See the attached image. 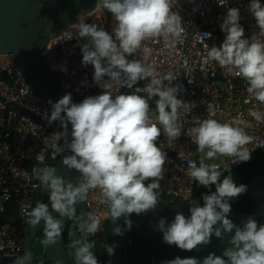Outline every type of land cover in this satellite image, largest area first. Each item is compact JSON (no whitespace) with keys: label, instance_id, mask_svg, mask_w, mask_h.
Listing matches in <instances>:
<instances>
[{"label":"clouds","instance_id":"9594fccd","mask_svg":"<svg viewBox=\"0 0 264 264\" xmlns=\"http://www.w3.org/2000/svg\"><path fill=\"white\" fill-rule=\"evenodd\" d=\"M217 2L220 7L228 4V0ZM96 6L114 16L116 25L111 33L87 23L85 13H81L71 27L80 39L86 40L80 45L81 63L93 66V82L103 89L102 93L88 96L79 103H74L71 93H66L56 102L49 100L50 115L47 111L41 115L48 125L59 122L62 131L52 133V138L57 144L64 141L71 154L63 156L62 163L69 170L81 173V179L76 183L66 182L56 174L54 166L33 167L31 178L49 192L52 210L64 218L75 217V205L87 199L90 189L99 188L111 219L117 221L124 217L130 230L132 224L128 217L131 214L155 211L158 205V190L168 157L167 152L157 146V140L161 135L170 143L179 139L180 114L191 112L195 104L177 98L179 86L173 85L176 77L160 76L153 65L128 57L149 38L180 39L184 28L181 16L172 10L171 0H97ZM248 10L260 30L259 36H264V5L260 0H251ZM221 20L219 27L225 34L224 40L220 46L209 47L204 43L207 56L202 58V65L215 61L227 74L242 77L248 83L249 95L264 104V41L257 35L245 38L240 10L236 7H227ZM199 36L203 43L211 39L212 33L202 32ZM145 79L148 83L143 88L135 87ZM113 86L134 90L113 97ZM153 97H158L154 118L149 104ZM248 115L257 122L264 121V112L255 107L248 109ZM242 117L243 114H239L225 123L211 118L201 121L191 129L197 151L205 153L207 150L209 160L227 156L233 158L232 164L249 161L251 154L245 146L255 138L246 133L245 128L251 125ZM188 168L189 175L209 192L202 194V206L198 200H190L189 217L177 212L171 223L163 217L159 219L157 226L163 242L192 251L199 245L209 244L213 235L223 239L227 233L234 234L228 241L230 246L220 256L209 253L202 260L177 256L162 264H264V224L258 226L251 215L242 226L229 219L230 201L246 193L247 185L235 183L230 171L221 180L218 165L206 164L203 160L199 166L189 160ZM213 185L215 191H211ZM79 220L83 236L71 242L68 256L74 257L75 264H98L92 251L94 244L88 237L99 230L100 219L86 213L81 214ZM41 221L44 223L42 243L45 246L56 244L62 235L63 220L54 217L47 204L37 201L28 223L36 228ZM114 232L123 235L124 229L117 225ZM104 247L109 255H114V245ZM28 259L29 254L25 253L13 264H27ZM55 264H64V261L58 259Z\"/></svg>","mask_w":264,"mask_h":264},{"label":"built area","instance_id":"2783aa9c","mask_svg":"<svg viewBox=\"0 0 264 264\" xmlns=\"http://www.w3.org/2000/svg\"><path fill=\"white\" fill-rule=\"evenodd\" d=\"M250 2L251 0H228L225 7H220L217 0H171L172 10L182 18L184 32L181 38H149L130 56L153 65L160 76L176 77L173 85L179 86L177 98L195 104L191 112L180 114L178 123L182 125V129L179 139L170 143L161 135L157 140V146L167 152L168 157L164 166V178L160 181L158 190L165 202L195 197V180L189 175V160L195 161L197 166L202 160L206 164H216L219 170L237 168L244 163L232 164L233 158L227 156L209 160L205 154L207 150L205 153L197 151L191 129L205 119L225 123L243 114L242 118L251 125L245 131L255 138L245 147L251 156L264 155V121L257 122L248 115V109L253 107L264 112V104L249 95L248 83L242 77L227 74L215 61L202 65V58L207 56L204 43H208L209 47L213 44L220 46L224 40L225 34L219 25L227 7L240 10V23L245 29V38L251 39L253 35H257L264 41V36H259L260 30L248 10ZM260 2L264 5V0ZM78 17L73 23L78 21ZM86 22L103 27L110 33L116 25L114 16L103 8L88 14ZM71 24L50 39L42 52V59L50 69L63 71L82 58L80 45L86 40L77 36ZM202 32L212 33L211 39L202 43L199 36ZM144 49L148 51L145 52ZM93 72V66H83L71 73H64L61 77L60 96L71 93L73 102L79 103L88 96L101 94L103 89L93 82ZM120 89L113 86V97ZM0 96L5 102L26 109L38 119H41L45 111L50 115L51 108L27 90L11 53L0 54ZM156 99L158 97L149 101L153 118L156 114ZM246 100L249 102L245 103ZM5 102H0V258L4 259L20 254L21 251V237L32 190L36 186L31 181L29 161L45 163L57 160L62 143L60 141L57 144L52 138V133L62 131L58 121L51 125L47 122L39 124L25 115L9 110ZM148 182L150 181H146ZM11 201L16 203V215L7 222H2V216L7 215L10 210L7 203ZM85 202L88 213L100 219L97 232L102 231L109 216L102 191L99 188L90 189Z\"/></svg>","mask_w":264,"mask_h":264},{"label":"water","instance_id":"95a60500","mask_svg":"<svg viewBox=\"0 0 264 264\" xmlns=\"http://www.w3.org/2000/svg\"><path fill=\"white\" fill-rule=\"evenodd\" d=\"M96 5L97 0H0V54L11 53L13 55V62L27 90L50 108L49 100L56 102L61 98L59 89L62 75L81 69L83 65L81 63L82 58H80L65 68L66 71L50 69L49 65L42 59V52L50 39L55 38L64 28L73 23L79 14L85 13L88 15L97 10L98 7ZM128 59L131 60L132 58L128 57ZM146 80L141 81V88L146 85ZM131 91L133 90L123 87L118 94H129ZM140 94L146 96V93ZM0 102H5V99L1 96ZM5 105L14 113L25 115L34 122L39 124L46 122L43 119L36 118L32 113L14 103L5 102ZM68 138L70 141V124ZM62 148L64 151L60 150L57 160L45 163L29 161L30 177L33 167L54 166L57 169L56 174L63 177L66 182L76 183L79 181L81 173L75 169L69 170L62 163L63 156L71 154L63 140L60 149ZM241 172L243 176L237 184L247 185V191L230 201L232 210L229 219L235 224L242 226L247 217L251 215L257 220L259 226L264 224V156H251L250 160L244 162L241 166ZM31 181L36 186L32 190L21 237L20 257L28 253L27 264H33L31 243L36 238L44 249L43 264H55L58 259H62L64 264H75L74 257L68 256L72 249L71 247L67 249L64 247L62 235L56 244L45 246L42 243L44 239L43 221L36 228H33L28 223L30 212L36 202L44 203L46 197H49V192L39 186V181L33 178H31ZM190 200H198L201 206L203 205L202 196L170 202L159 201L155 211H148L139 216L131 214L128 217L131 220L132 227L142 237L143 248L147 251V254L136 264H162L163 261L174 259L177 256L181 258L196 257L202 260L209 253H215L220 256L224 249L230 246L228 241L234 232L225 234L223 239L216 238L213 235L209 244L199 245L192 251H184L175 245L169 246L163 242L162 232L157 226L159 219L163 217L167 223H171L177 212H182L186 217H189ZM49 202H51L50 199ZM7 205L10 210L7 215L2 216V222H7L10 217L16 215L15 201H11ZM76 207L79 217L81 214L88 213L85 201L78 202ZM120 219L125 218L121 217ZM62 220L63 234L67 226V218L62 217ZM117 225H119V220L113 221L109 212V245L115 246V252L114 255H109L107 252L105 264H125L121 251L120 235H116L114 232V228ZM82 236L83 233L80 231L77 239L82 238ZM90 238L91 236L88 237L89 240ZM3 259L0 258V264H2Z\"/></svg>","mask_w":264,"mask_h":264},{"label":"trees","instance_id":"16d2710c","mask_svg":"<svg viewBox=\"0 0 264 264\" xmlns=\"http://www.w3.org/2000/svg\"><path fill=\"white\" fill-rule=\"evenodd\" d=\"M264 156V155H263ZM241 166L237 168L223 169L220 170L221 180L224 176L229 174L233 176L234 182L238 183L242 178ZM211 191H215V186H211ZM209 189L200 186L197 181H195V190L194 195L201 197L202 194L208 193ZM165 202V199L159 196L158 202ZM44 203L50 206L49 198L44 200ZM134 216H139L133 213ZM60 216V215H59ZM61 219V216H60ZM79 212L75 205V217L67 218V226L63 231L62 237L64 242V247L67 249L70 247L71 242L76 240L78 235L80 234L79 228ZM119 226L124 229L123 235H120V243H121V251L125 264H136L143 256L147 254V251L143 248V239L138 234V232L131 226V229H127V226L124 223V219H119ZM90 241L93 242L94 247L92 251L97 257L98 264H105V259L107 255V250L104 245H109V235H108V219L104 224V229L100 232L95 233L91 236ZM32 256H33V264H38V258L44 253L43 248H36L32 245ZM41 264V263H40ZM43 264V263H42Z\"/></svg>","mask_w":264,"mask_h":264},{"label":"flooded vegetation","instance_id":"af4514ba","mask_svg":"<svg viewBox=\"0 0 264 264\" xmlns=\"http://www.w3.org/2000/svg\"><path fill=\"white\" fill-rule=\"evenodd\" d=\"M135 87H140L141 88V81L138 82V84ZM132 90H134V89H132ZM46 198H49V197H46ZM49 211L51 212V214L54 217H56L57 219H60L59 213H57V212H55V211L52 210V208H51V202H50V206H49ZM61 219H62V217H61ZM32 245H34L38 249L43 248L36 238H34L32 240L31 247H32ZM18 258H20V254L13 255V256H9L8 258H5L3 260L2 264H13V262L16 261ZM32 259H33V256H32ZM37 260H38V262H37L38 264L44 263V253ZM32 263H33V261H32Z\"/></svg>","mask_w":264,"mask_h":264}]
</instances>
